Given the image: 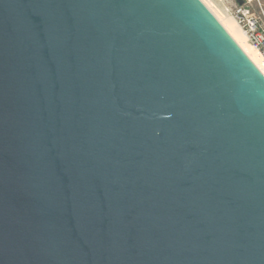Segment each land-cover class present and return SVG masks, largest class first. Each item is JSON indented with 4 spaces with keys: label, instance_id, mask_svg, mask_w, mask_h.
I'll return each instance as SVG.
<instances>
[{
    "label": "water",
    "instance_id": "obj_1",
    "mask_svg": "<svg viewBox=\"0 0 264 264\" xmlns=\"http://www.w3.org/2000/svg\"><path fill=\"white\" fill-rule=\"evenodd\" d=\"M0 264H264V74L201 0H0Z\"/></svg>",
    "mask_w": 264,
    "mask_h": 264
},
{
    "label": "built area",
    "instance_id": "obj_2",
    "mask_svg": "<svg viewBox=\"0 0 264 264\" xmlns=\"http://www.w3.org/2000/svg\"><path fill=\"white\" fill-rule=\"evenodd\" d=\"M243 29L248 42L258 51L264 64V0H226L224 7Z\"/></svg>",
    "mask_w": 264,
    "mask_h": 264
},
{
    "label": "bare ground",
    "instance_id": "obj_3",
    "mask_svg": "<svg viewBox=\"0 0 264 264\" xmlns=\"http://www.w3.org/2000/svg\"><path fill=\"white\" fill-rule=\"evenodd\" d=\"M211 11L214 13L220 23L225 27L232 38L237 42V44L242 48V50L247 54V56L252 60V62L264 74V64L258 51L248 42L245 32L238 25L236 20L231 16H224L213 9H211Z\"/></svg>",
    "mask_w": 264,
    "mask_h": 264
},
{
    "label": "rangeland",
    "instance_id": "obj_4",
    "mask_svg": "<svg viewBox=\"0 0 264 264\" xmlns=\"http://www.w3.org/2000/svg\"><path fill=\"white\" fill-rule=\"evenodd\" d=\"M201 1L209 8L210 11H211V9H213V10L221 13L224 16H231L230 14L226 13L224 10L226 0H201Z\"/></svg>",
    "mask_w": 264,
    "mask_h": 264
}]
</instances>
